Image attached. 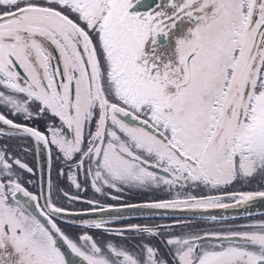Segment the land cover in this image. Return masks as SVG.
<instances>
[{
	"label": "snow or ice",
	"instance_id": "obj_1",
	"mask_svg": "<svg viewBox=\"0 0 264 264\" xmlns=\"http://www.w3.org/2000/svg\"><path fill=\"white\" fill-rule=\"evenodd\" d=\"M13 140L47 154L37 193ZM257 199L264 0H0V264H264V218L197 230L112 215ZM72 217L75 234L58 223Z\"/></svg>",
	"mask_w": 264,
	"mask_h": 264
},
{
	"label": "flooded vegetation",
	"instance_id": "obj_2",
	"mask_svg": "<svg viewBox=\"0 0 264 264\" xmlns=\"http://www.w3.org/2000/svg\"><path fill=\"white\" fill-rule=\"evenodd\" d=\"M53 50H54V46H53ZM54 54L55 50H54ZM12 118V117H10ZM39 127L41 128V130H43V123L41 122L39 124ZM12 144V151L16 154L21 156L22 159H27V162L29 163L30 166H33L36 170H37V176H31L29 174H25V179H32L34 181H36L35 185H25L29 191L33 192V193H37L40 191V180L38 179L40 177L39 174V157L38 154H36L35 152H33L31 155H28L27 157H25L23 155V153L20 150V147L18 146L20 144L19 141H11L10 142ZM29 146H32L31 141H27L26 142ZM47 155V154H46ZM48 163V162H47ZM55 166L53 167V177L55 178ZM60 185L62 188L67 187V185L64 183L63 179L61 178L60 180ZM114 195H121L123 196L122 200H108L107 203L109 204H113V205H120V204H128V203H139V202H145L147 200H152V199H156V197H158L159 194H157L156 196H146V195H139L135 192H128V193H115L113 192ZM85 197H93L95 195L96 198H100L99 194H94L91 190H89L87 193L83 194ZM78 209H86L88 206L85 204H77L75 206ZM261 218H264V215H260V216H255V217H250V218H243V219H237L234 220V222L236 223L235 225H239V224H245L248 223L250 221H254V220H260ZM184 221V220H190L192 221V226L197 229V230H206L208 227H212L214 222L212 221H206V220H191V219H164V218H149V219H131V220H119L117 221V225L118 226H126V225H130V224H137L140 226H148V227H154L156 225H173L175 221ZM209 222L211 224H209ZM58 223L60 224V226L64 229V231L66 233L69 234H75L76 232L81 231V228L79 227V224H70V223H65V222H61L58 220ZM215 224H219L217 222H215ZM210 225V226H209ZM216 227H218V225H215ZM184 227L183 226H178L176 231L177 233H179L180 231H183ZM98 238H99V234H97ZM134 241H139L140 237H133ZM153 244H157L158 245V241L156 240H152L151 241ZM163 250V249H162Z\"/></svg>",
	"mask_w": 264,
	"mask_h": 264
},
{
	"label": "water",
	"instance_id": "obj_3",
	"mask_svg": "<svg viewBox=\"0 0 264 264\" xmlns=\"http://www.w3.org/2000/svg\"><path fill=\"white\" fill-rule=\"evenodd\" d=\"M38 157H39V174L40 176L41 174L43 175L44 181L46 182L47 174H48V163H47V155L43 151V149H41L40 153L38 154ZM44 187L46 191V183ZM139 203H143V202H139ZM139 203H132V204H139ZM245 211H251L253 215L247 216L244 214ZM112 215L122 217V219L120 220L149 219V218L208 220L206 219L207 217L215 215L217 217V221H228V220L243 219V218L264 215V199H257L256 201L252 202L247 209L245 208L212 209L207 212L163 210V209L160 210L125 209L121 212H114L112 213ZM86 218L91 219L92 217L89 216ZM80 220L81 217H72L71 222H65V220H59V221L70 224H80Z\"/></svg>",
	"mask_w": 264,
	"mask_h": 264
},
{
	"label": "rangeland",
	"instance_id": "obj_4",
	"mask_svg": "<svg viewBox=\"0 0 264 264\" xmlns=\"http://www.w3.org/2000/svg\"><path fill=\"white\" fill-rule=\"evenodd\" d=\"M236 190H238V191H257V190H260L259 188H258V186L254 183V184H252V185H249V186H246V187H244V188H237ZM163 194H159L158 195V197H156V199L157 198H160V196H162ZM209 224H211V223H209ZM236 223L235 222H228V221H226V222H221V223H219V224H215V225H218V227H220V226H222V225H235ZM210 226V225H209ZM209 228V227H208Z\"/></svg>",
	"mask_w": 264,
	"mask_h": 264
},
{
	"label": "trees",
	"instance_id": "obj_5",
	"mask_svg": "<svg viewBox=\"0 0 264 264\" xmlns=\"http://www.w3.org/2000/svg\"><path fill=\"white\" fill-rule=\"evenodd\" d=\"M228 222H234V220L233 221H228ZM210 223V222H209ZM217 223H221V222H217ZM223 223V222H222Z\"/></svg>",
	"mask_w": 264,
	"mask_h": 264
}]
</instances>
